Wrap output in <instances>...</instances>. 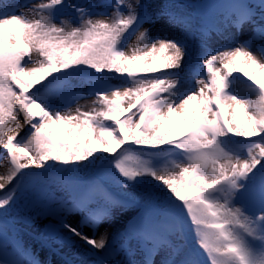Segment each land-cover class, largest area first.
I'll return each mask as SVG.
<instances>
[{"label": "snow or ice", "instance_id": "6c2138e0", "mask_svg": "<svg viewBox=\"0 0 264 264\" xmlns=\"http://www.w3.org/2000/svg\"><path fill=\"white\" fill-rule=\"evenodd\" d=\"M213 7L0 0V264H40L21 201L89 264H264V0ZM124 193L141 207L110 230Z\"/></svg>", "mask_w": 264, "mask_h": 264}, {"label": "rangeland", "instance_id": "374dc122", "mask_svg": "<svg viewBox=\"0 0 264 264\" xmlns=\"http://www.w3.org/2000/svg\"><path fill=\"white\" fill-rule=\"evenodd\" d=\"M25 2L26 0H3V3L8 5L24 4ZM27 2H31V0H27ZM224 2L225 0H155V3L158 5L157 10H164L171 14L190 16L194 20L205 24L208 27L215 26L221 11L220 9L213 7V5ZM164 22L167 23V17H165ZM157 27H160V25H157ZM178 31L179 27H174L171 31V34L176 35ZM201 38L202 37L199 34H197L195 37L197 41H199ZM132 42L134 43V38ZM113 82L118 83L119 81L114 80ZM77 83L78 86H80L85 92H87L88 88L90 87V85L87 83L82 85L79 84V82ZM92 99L93 97L89 96L87 99H82L80 103L90 106ZM2 155L3 150H0V156ZM36 194L39 195V193ZM123 195L128 197L125 207L123 209H118L114 214L113 220L106 222L104 227H112L118 231L120 226L125 224L124 217L136 218L135 213L141 207L139 198L137 197L134 200L131 196H128L127 193H124ZM29 214L30 208L26 206L25 201L19 202L16 206L10 209L8 222L11 234H20V236L30 248V251L35 253L40 264H58L59 261L65 263L66 260L71 259L60 253V248L58 245L52 241H45L42 238V234L38 228L29 227L26 223H24L25 218ZM117 240H119V237H117Z\"/></svg>", "mask_w": 264, "mask_h": 264}, {"label": "bare ground", "instance_id": "6f19581e", "mask_svg": "<svg viewBox=\"0 0 264 264\" xmlns=\"http://www.w3.org/2000/svg\"><path fill=\"white\" fill-rule=\"evenodd\" d=\"M0 171H2V169H0ZM108 228L110 230L113 229L112 227H108ZM103 230L104 228H102L100 232H103ZM97 238H98V235H97ZM60 253H62L64 256L68 258H71L73 261V264H89V258L83 254L82 248H74V249L69 250L65 247L63 249H60ZM66 253H68V255H66ZM58 264H65V263L59 261Z\"/></svg>", "mask_w": 264, "mask_h": 264}]
</instances>
